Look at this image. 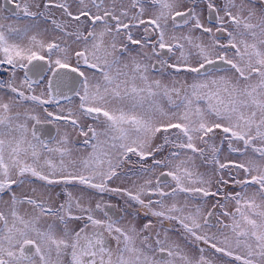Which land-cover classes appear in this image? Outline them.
Masks as SVG:
<instances>
[{"label": "snow or ice", "instance_id": "1", "mask_svg": "<svg viewBox=\"0 0 264 264\" xmlns=\"http://www.w3.org/2000/svg\"><path fill=\"white\" fill-rule=\"evenodd\" d=\"M0 264H264V0H0Z\"/></svg>", "mask_w": 264, "mask_h": 264}]
</instances>
